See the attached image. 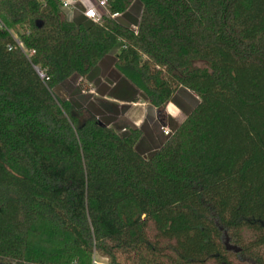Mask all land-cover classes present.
<instances>
[{"label": "trees", "instance_id": "obj_1", "mask_svg": "<svg viewBox=\"0 0 264 264\" xmlns=\"http://www.w3.org/2000/svg\"><path fill=\"white\" fill-rule=\"evenodd\" d=\"M135 3L137 31L111 18ZM107 11L0 0V262L264 264V0ZM108 57L161 118L179 89L199 99L151 156L60 95Z\"/></svg>", "mask_w": 264, "mask_h": 264}, {"label": "crops", "instance_id": "obj_2", "mask_svg": "<svg viewBox=\"0 0 264 264\" xmlns=\"http://www.w3.org/2000/svg\"><path fill=\"white\" fill-rule=\"evenodd\" d=\"M97 0H92L93 4ZM142 7L135 3L126 15H119L115 20L130 29H137ZM104 13V11L101 10ZM80 14H76L78 16ZM113 57H108L103 64L99 65L86 78H80L87 83L93 84L96 97L86 101L85 107H93L99 117L109 127H114L118 132H124L126 128L138 129L142 132V138L138 148L145 157L151 156L168 140L162 128L167 127L174 133L187 119L189 114L197 106L199 99L189 90L179 89L166 104L164 117L149 102L144 100L139 91L129 85L113 65ZM76 81L66 82L62 86L68 87L72 93L79 97L82 106V94L80 87H75ZM79 83V82H78ZM63 93V89H61ZM74 97V96H73ZM75 97V98H76ZM82 99H81V98ZM63 98V97H62ZM133 98V99H131ZM66 100V99H65Z\"/></svg>", "mask_w": 264, "mask_h": 264}, {"label": "built area", "instance_id": "obj_3", "mask_svg": "<svg viewBox=\"0 0 264 264\" xmlns=\"http://www.w3.org/2000/svg\"><path fill=\"white\" fill-rule=\"evenodd\" d=\"M110 1L111 0H97L96 3L93 4L92 0H59L61 10L67 14L69 19H73L76 14H80L87 21L92 23H99L103 17V14L110 15L107 11V6ZM101 10L104 11V13L101 12ZM110 16L112 19H116L119 15L114 14ZM4 29L5 27L0 21V31H3ZM132 30L137 31V29L134 28ZM13 37L18 47H20L25 54L28 56L33 54H30L27 50H25L23 43L15 35ZM36 71L41 79L48 80L46 75L39 68L36 67ZM162 132L168 137L172 135L171 131L167 127H163ZM93 264L98 263L94 261Z\"/></svg>", "mask_w": 264, "mask_h": 264}, {"label": "rangeland", "instance_id": "obj_4", "mask_svg": "<svg viewBox=\"0 0 264 264\" xmlns=\"http://www.w3.org/2000/svg\"><path fill=\"white\" fill-rule=\"evenodd\" d=\"M79 79H77V82L74 83V84H75V87H80L81 88L82 94L80 96L83 99L81 97L80 98L82 99V104L85 107L84 103L86 101H88V97H89V99H91V97H96L95 88H94L93 84L87 83L86 81H84V80L82 81V80H79ZM62 89H63V93H61V91H60V95H61V97H63V99H66L68 101L74 99L75 101H78V102L81 103V100L79 99V97H76L72 93V90H70L68 87H64ZM165 108H166V106L164 107V110H165ZM166 137H168V136H166ZM94 261H96L98 264H110V262L107 259L99 257V256H95L94 257Z\"/></svg>", "mask_w": 264, "mask_h": 264}, {"label": "water", "instance_id": "obj_5", "mask_svg": "<svg viewBox=\"0 0 264 264\" xmlns=\"http://www.w3.org/2000/svg\"><path fill=\"white\" fill-rule=\"evenodd\" d=\"M100 124H101L102 126H105V124H104V123H102V122H101ZM0 264H4V263H1V262H0Z\"/></svg>", "mask_w": 264, "mask_h": 264}]
</instances>
